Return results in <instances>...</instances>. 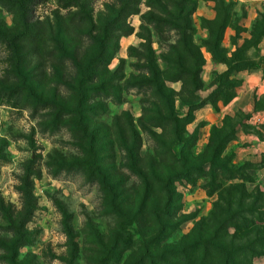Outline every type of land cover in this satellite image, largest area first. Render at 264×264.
I'll use <instances>...</instances> for the list:
<instances>
[{
    "label": "rangeland",
    "instance_id": "rangeland-1",
    "mask_svg": "<svg viewBox=\"0 0 264 264\" xmlns=\"http://www.w3.org/2000/svg\"><path fill=\"white\" fill-rule=\"evenodd\" d=\"M148 1L141 0L139 12L127 18L123 29L131 33L122 35L116 30L120 22L110 24L119 0H30L27 30L16 12L25 0H0V264H136L148 256L144 253L151 238L166 223L171 234L160 247L168 246V250L211 235L230 247L250 246L247 237H264V180L257 171L264 165V149L234 163L233 146L226 156L223 152L221 168L206 165L203 171L197 167L204 160H194L196 170L190 169L191 180L177 182L178 202L159 224L148 211L155 205L156 195L150 197L141 176L128 167L122 146H106L116 135L117 123L125 127V119L132 115L138 124L143 115V97L137 89L124 90L119 103L102 96L97 99L106 113L90 129L102 139L99 144L106 145L96 146L99 169L93 175L86 167L88 141L78 138L81 133L73 127L75 121L53 105L44 104L53 100L59 107L68 104L73 109L69 102L73 94L64 83L76 77L73 62L84 64L102 41L115 52L108 65L110 71L115 72L124 58L127 62L122 73L126 77L138 75L128 50L142 41V15L148 10ZM195 2L194 44L200 52L194 50L192 55L204 62L203 68L207 59L216 70V64L231 68L227 75H216L220 88L211 100L219 109L241 88L242 72L264 71V0ZM222 25L217 56L206 44L215 41ZM12 36L15 48L6 41ZM157 41L154 34L153 46L158 50ZM122 45L128 46L126 52ZM167 45L158 52H168ZM68 51L75 58L68 56ZM201 78L203 83L194 75L185 77L187 85L168 82L180 115L188 112L190 104L199 102L210 86L202 73ZM253 105L255 111L264 109V97L254 99ZM249 116L241 111L232 124L242 127ZM194 125V121L187 125L186 140H192L188 149L199 156L207 149L200 151L193 135L199 136L205 125ZM138 129L141 144L136 149V167L144 170V177L151 169L166 176L169 167L158 163L151 168L149 159L162 129ZM182 146L174 147L178 156ZM103 178L112 186H104ZM141 204L146 206L138 214ZM246 219L252 234L243 232L247 230L243 226ZM250 251L256 253L252 264H264V240Z\"/></svg>",
    "mask_w": 264,
    "mask_h": 264
},
{
    "label": "trees",
    "instance_id": "trees-1",
    "mask_svg": "<svg viewBox=\"0 0 264 264\" xmlns=\"http://www.w3.org/2000/svg\"><path fill=\"white\" fill-rule=\"evenodd\" d=\"M29 1L25 0L19 7H16V12L23 20L25 30L30 29L27 18L30 10ZM119 4L120 6L110 24L120 22L116 30L122 31V35H126L131 33V30L123 29V24L126 23L129 16L139 12L141 0H119ZM146 6H148V10L142 15L141 29L144 32L141 35L142 41L138 47L132 45L128 50V59L136 61L135 66L138 75L131 73L126 77V74L122 73L123 66L127 62L124 58L115 72L110 71L108 65L115 52L111 53L109 45L102 41L84 64L77 61L73 62L76 77L72 78L70 82L64 83L66 89L73 94L71 101H69L73 103V109L68 104H65L63 108L59 107L60 104L53 100L44 101V104H47V107L53 105L54 109H60L62 114L71 116L75 121L73 127L78 128L77 132L81 133L78 138L88 141L89 148L87 150L90 158L86 167L87 170H91L92 174L94 170L99 169L97 168L96 146L106 145L99 144L102 139H99L96 132L90 129L101 114L106 113V109L102 111V105L96 102L97 99L102 96L104 99L111 98L119 103L122 100L124 90L137 89V92L143 97V115L138 120V124L135 123L132 115L125 119V127L117 123L116 135L110 137L106 146L114 148L115 143H117L125 150L128 167L135 174L141 176L150 197L156 195L155 198L152 197L155 205L150 206L148 211L149 216L158 220L160 224L164 217L170 216L178 202L177 199L180 197V193L177 191V182H180L183 178L187 181L191 180V171L196 170L193 165L194 160L197 158L204 160L203 164L200 165L201 167H197V170L200 171H203V167L206 165H211V169L221 168L222 154L228 143L236 137L237 128L240 124H232V120L238 118L239 114L236 117H227L222 127L214 126L212 128L209 139L210 144L208 143L206 146L207 151L204 154L195 156L188 149V145L192 140H186L187 125L194 121V113L198 108L206 104H212L216 108L215 101L211 99L218 93L220 88L219 84L206 98H198L199 102L190 104L186 114L180 115L175 107L174 90L168 86V82L173 81H183L187 85L185 77L191 75L199 77L197 81L202 82L201 73L204 62L200 63V60L198 61L195 58L197 55H192L194 50L199 51L198 46L194 44L195 29L192 20L196 10V2L195 0H149ZM223 28L224 25L219 28L217 35L213 34L216 37L214 42L206 44L210 51L217 56H219ZM154 34L158 39V50L168 44V52H158L154 48ZM173 38L174 40L170 42L169 40ZM6 41L11 48H15L14 36L8 37ZM191 55L192 59L194 58V63L190 66L188 62ZM68 56L75 58V55L70 54L69 51ZM217 58L214 57V60ZM230 71L231 68L228 66L227 70L221 75H227ZM193 72H196V75ZM216 80L218 81L217 78ZM200 87L201 83L198 88ZM27 89L33 91L31 87H27ZM232 97H227L223 103H227ZM103 123L108 126L104 119ZM138 126L143 131H150L152 128L162 129L159 140L155 141L157 147L153 155L149 156V159L151 168L158 163L169 167L170 173L166 176H161L156 169H151L147 172V177H144V172H142L144 170L136 167V149L141 144V132ZM242 128L249 130L251 126L245 124ZM193 136L195 144L198 139L197 133ZM179 144L183 145L180 156L174 150V147ZM212 176L215 177V173ZM103 184L104 186H112L108 184L106 178H103ZM157 198L161 202H158ZM144 205L141 204V210L138 214L144 212ZM248 223V219L243 221L244 228H247V230H243L246 235L252 234ZM168 226L170 224L166 223L158 227L148 244L147 253L146 251L144 253L148 256H144L136 264H190L193 262L195 264H252L250 260L256 256V253L251 254V247L264 240V237L262 239L257 236L247 237L246 241H250L248 245L251 247L245 245H232L230 247L217 235H211L194 240L182 248H170L172 250H168L167 245V247L165 245L160 247L164 244L162 242L171 234Z\"/></svg>",
    "mask_w": 264,
    "mask_h": 264
},
{
    "label": "crops",
    "instance_id": "crops-1",
    "mask_svg": "<svg viewBox=\"0 0 264 264\" xmlns=\"http://www.w3.org/2000/svg\"><path fill=\"white\" fill-rule=\"evenodd\" d=\"M127 47L123 48L122 45V50L126 52ZM206 63L203 68L202 77L205 81L209 79L210 86L206 89V93L202 98H206L219 86L216 75L225 72L228 68L226 65L216 64V70L213 68L214 63L211 60L207 59ZM263 72V70L242 72L240 74L243 78L242 86L227 103L223 104L219 109L215 108L212 104H206L195 111L194 124L196 126L199 124L205 125L201 128L202 130L198 136L197 145L201 147L200 151H203L208 145L211 130L214 126L222 127L227 117H236L241 111L251 114L246 123V125L251 126V129L245 130L239 126L236 137L228 143L224 150V156L230 152L231 147L236 146L234 163H241L250 157V152L262 151L264 149V136L260 137L261 134H264V109L255 111L253 105L254 99L259 100L261 97H264ZM259 130L261 134L257 132ZM257 171L259 172L260 179L263 181L264 165Z\"/></svg>",
    "mask_w": 264,
    "mask_h": 264
},
{
    "label": "water",
    "instance_id": "water-1",
    "mask_svg": "<svg viewBox=\"0 0 264 264\" xmlns=\"http://www.w3.org/2000/svg\"><path fill=\"white\" fill-rule=\"evenodd\" d=\"M264 67V66H263Z\"/></svg>",
    "mask_w": 264,
    "mask_h": 264
}]
</instances>
